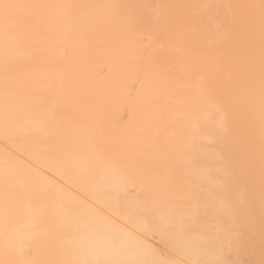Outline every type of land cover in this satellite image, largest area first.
Wrapping results in <instances>:
<instances>
[{
	"label": "bare ground",
	"instance_id": "bare-ground-1",
	"mask_svg": "<svg viewBox=\"0 0 264 264\" xmlns=\"http://www.w3.org/2000/svg\"><path fill=\"white\" fill-rule=\"evenodd\" d=\"M0 264H264V0H0Z\"/></svg>",
	"mask_w": 264,
	"mask_h": 264
}]
</instances>
